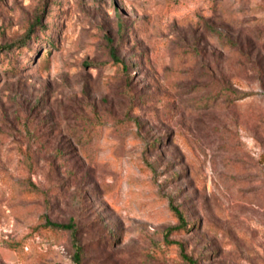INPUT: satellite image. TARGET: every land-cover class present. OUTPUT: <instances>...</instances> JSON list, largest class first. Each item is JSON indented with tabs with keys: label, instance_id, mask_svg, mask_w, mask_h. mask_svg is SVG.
Masks as SVG:
<instances>
[{
	"label": "rangeland",
	"instance_id": "1",
	"mask_svg": "<svg viewBox=\"0 0 264 264\" xmlns=\"http://www.w3.org/2000/svg\"><path fill=\"white\" fill-rule=\"evenodd\" d=\"M228 31L263 57L264 0H0V264H75L43 216L80 264H187L171 205L195 264H264V91Z\"/></svg>",
	"mask_w": 264,
	"mask_h": 264
},
{
	"label": "trees",
	"instance_id": "2",
	"mask_svg": "<svg viewBox=\"0 0 264 264\" xmlns=\"http://www.w3.org/2000/svg\"><path fill=\"white\" fill-rule=\"evenodd\" d=\"M247 36V38L242 39L239 38V34L237 36L233 35L232 33L230 34V31L228 32H219L217 37L219 39H222L224 43L226 44L227 48L229 51H231L233 54H236L238 57V64L241 66V69H247L252 76L259 82V85L261 89L264 91V56L261 57L258 55V45L255 40V37L251 35ZM251 36V37H250ZM1 49V48H0ZM110 56L112 57L113 61L116 64H120L124 66V62L121 61L115 54V51L113 48H110ZM245 71V70H244ZM206 77L210 80V84L212 86L211 92L213 93L208 101L212 102L213 104H216L217 100H219L221 97L224 98L223 104L227 106H232L233 98L241 95V93H237L234 90H231L230 86L228 85L227 78L225 76L222 77H217L211 70L210 67H207L206 71ZM62 155L61 150H55L54 151V156L59 157ZM31 190L34 192H38L39 189L34 186L33 184L31 185ZM171 211L173 212L174 216L177 219L178 224L173 227H167L164 233V241L169 243V244H177L180 249V257L184 262L187 264H195L194 260L192 257L188 256L181 244L174 243L173 241L169 240V235L171 232L174 230H182L187 227V222L184 219V216L182 215L181 211L177 207H173L171 205L170 207ZM41 226L43 228H49L52 230H58V231H63V232H68L70 235V240L71 244L73 247V255H72V260L75 264H80V259L82 257V248L79 243L78 239V230L72 220L62 223V222H55L49 219L47 216H43L42 221H41Z\"/></svg>",
	"mask_w": 264,
	"mask_h": 264
}]
</instances>
